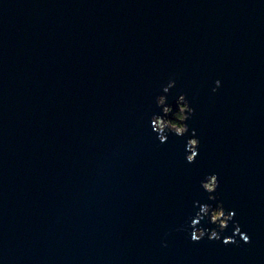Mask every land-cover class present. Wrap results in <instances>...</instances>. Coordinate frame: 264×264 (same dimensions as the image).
<instances>
[{"label": "water", "instance_id": "water-1", "mask_svg": "<svg viewBox=\"0 0 264 264\" xmlns=\"http://www.w3.org/2000/svg\"><path fill=\"white\" fill-rule=\"evenodd\" d=\"M0 264H264V0H0Z\"/></svg>", "mask_w": 264, "mask_h": 264}, {"label": "clouds", "instance_id": "clouds-1", "mask_svg": "<svg viewBox=\"0 0 264 264\" xmlns=\"http://www.w3.org/2000/svg\"><path fill=\"white\" fill-rule=\"evenodd\" d=\"M213 92L217 91L220 87V81L215 82ZM175 87V81H169L167 87L163 88V92L167 94L171 88ZM156 106L161 110L162 114H153L150 118V126L153 132L157 134V138L160 143L167 142L168 134L173 133L177 137H183L189 133V127L187 121L193 115L194 109L189 106V102L184 94H181L176 99V109L167 103L166 95H159L155 98ZM171 116V118H169ZM200 141L196 136L195 130H192V138L187 140L186 144V161L188 163H194L198 156ZM219 186V180L216 174L208 175L203 181H201V188L208 194L207 199L209 201L216 202L215 207L211 204H203L200 206L199 211L196 213L195 218L191 220L190 227L192 231L190 238L192 242H200L206 235L209 240H219L220 232H223L227 227L229 221L233 220L235 213L233 211L226 210L223 203L219 201L216 195L217 188ZM207 218L208 222L216 227L214 229H205L199 227L200 221ZM237 233H240V228L235 229ZM242 239L245 243L250 242V238L247 235H242ZM229 240H224V243H229Z\"/></svg>", "mask_w": 264, "mask_h": 264}, {"label": "trees", "instance_id": "trees-1", "mask_svg": "<svg viewBox=\"0 0 264 264\" xmlns=\"http://www.w3.org/2000/svg\"><path fill=\"white\" fill-rule=\"evenodd\" d=\"M173 109L175 110V109H176V106H175V107H173ZM169 118H171V116H169Z\"/></svg>", "mask_w": 264, "mask_h": 264}, {"label": "rangeland", "instance_id": "rangeland-1", "mask_svg": "<svg viewBox=\"0 0 264 264\" xmlns=\"http://www.w3.org/2000/svg\"><path fill=\"white\" fill-rule=\"evenodd\" d=\"M215 207V206H214Z\"/></svg>", "mask_w": 264, "mask_h": 264}]
</instances>
